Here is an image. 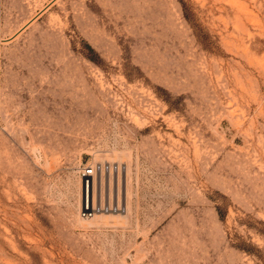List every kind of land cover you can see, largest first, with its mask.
Wrapping results in <instances>:
<instances>
[{
  "label": "rangeland",
  "instance_id": "1",
  "mask_svg": "<svg viewBox=\"0 0 264 264\" xmlns=\"http://www.w3.org/2000/svg\"><path fill=\"white\" fill-rule=\"evenodd\" d=\"M0 264H264V0H0Z\"/></svg>",
  "mask_w": 264,
  "mask_h": 264
},
{
  "label": "built area",
  "instance_id": "2",
  "mask_svg": "<svg viewBox=\"0 0 264 264\" xmlns=\"http://www.w3.org/2000/svg\"><path fill=\"white\" fill-rule=\"evenodd\" d=\"M107 171H110V167H107L106 168ZM101 168H93V167H89V168H85L83 171H82V181H83V185L85 186L86 188V199H85V202L84 204L82 205L81 207V215L83 218L85 219H92L94 218L97 214L105 211V212H111V211H119V207H116V208H109L107 207L106 209L102 208V205L99 204V207H97V204H93V202L91 203L89 201V197L87 196L88 194V189H89V186L91 184V182L93 181V175L100 171ZM115 170H118V167H115Z\"/></svg>",
  "mask_w": 264,
  "mask_h": 264
},
{
  "label": "trees",
  "instance_id": "3",
  "mask_svg": "<svg viewBox=\"0 0 264 264\" xmlns=\"http://www.w3.org/2000/svg\"><path fill=\"white\" fill-rule=\"evenodd\" d=\"M186 17L189 19V16H188V14H187V11H186ZM219 213H220V216H221V217H223V216H224V215H223V212H222L221 210H220V212H219Z\"/></svg>",
  "mask_w": 264,
  "mask_h": 264
},
{
  "label": "bare ground",
  "instance_id": "4",
  "mask_svg": "<svg viewBox=\"0 0 264 264\" xmlns=\"http://www.w3.org/2000/svg\"><path fill=\"white\" fill-rule=\"evenodd\" d=\"M100 214V213H99ZM98 215V214H97Z\"/></svg>",
  "mask_w": 264,
  "mask_h": 264
}]
</instances>
